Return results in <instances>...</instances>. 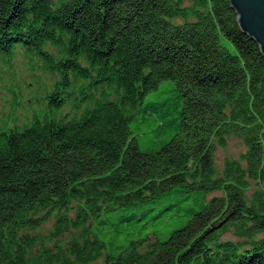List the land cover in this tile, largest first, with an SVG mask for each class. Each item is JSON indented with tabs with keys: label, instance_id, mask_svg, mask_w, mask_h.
<instances>
[{
	"label": "trees",
	"instance_id": "16d2710c",
	"mask_svg": "<svg viewBox=\"0 0 264 264\" xmlns=\"http://www.w3.org/2000/svg\"><path fill=\"white\" fill-rule=\"evenodd\" d=\"M19 47L58 78L0 122V264H264V54L230 0H0Z\"/></svg>",
	"mask_w": 264,
	"mask_h": 264
},
{
	"label": "rangeland",
	"instance_id": "374dc122",
	"mask_svg": "<svg viewBox=\"0 0 264 264\" xmlns=\"http://www.w3.org/2000/svg\"><path fill=\"white\" fill-rule=\"evenodd\" d=\"M57 78L44 71L38 57L29 55L22 47L17 48L10 62H4L0 57V122L10 118L18 123L27 122L35 110H45L47 104L44 97ZM76 112L70 104L60 111L70 116ZM245 148L244 143L235 136H230L225 146H218L216 162L219 170L223 169L227 159L238 158ZM257 187L258 184L253 182L251 191ZM54 220L52 217L44 224L43 233L52 228ZM227 236L235 238L231 233ZM103 262L102 257L91 264Z\"/></svg>",
	"mask_w": 264,
	"mask_h": 264
},
{
	"label": "water",
	"instance_id": "95a60500",
	"mask_svg": "<svg viewBox=\"0 0 264 264\" xmlns=\"http://www.w3.org/2000/svg\"><path fill=\"white\" fill-rule=\"evenodd\" d=\"M241 30L257 41L264 54V0H230Z\"/></svg>",
	"mask_w": 264,
	"mask_h": 264
}]
</instances>
